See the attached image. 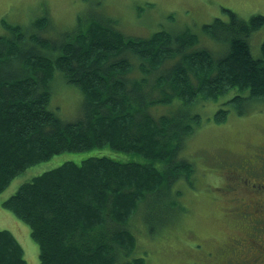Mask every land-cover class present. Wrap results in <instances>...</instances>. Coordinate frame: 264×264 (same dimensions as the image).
<instances>
[{"label": "trees", "instance_id": "obj_1", "mask_svg": "<svg viewBox=\"0 0 264 264\" xmlns=\"http://www.w3.org/2000/svg\"><path fill=\"white\" fill-rule=\"evenodd\" d=\"M223 11L228 20L216 18L203 26L208 37L228 46L222 57L191 28L127 36L116 19L95 13L80 18L76 29L56 42L2 20L0 194L27 169L57 155L109 148L119 159L135 156L130 162L95 155L66 161L23 183L2 203L30 227L40 264H145L130 221L142 204L178 207L183 193L175 186L181 180L195 188L197 165L183 153L204 121L197 109L222 102L214 114L222 124L229 114L226 106L264 103V42L259 58L251 49L264 16L245 20ZM57 73L83 93L75 121L66 122L50 109ZM253 146L260 151L249 159H221L228 181L223 191L234 200L239 195L241 203L254 183L264 184V142L249 147L250 152ZM247 172L259 179L245 184ZM255 205L242 207L238 221L250 220ZM263 233L258 223L247 237ZM0 264H27L9 230H0Z\"/></svg>", "mask_w": 264, "mask_h": 264}, {"label": "rangeland", "instance_id": "obj_2", "mask_svg": "<svg viewBox=\"0 0 264 264\" xmlns=\"http://www.w3.org/2000/svg\"><path fill=\"white\" fill-rule=\"evenodd\" d=\"M223 9L249 20L255 15L264 16V0H0V34H6L2 27V20L6 19L22 26L29 36L60 42L63 33L76 29L80 18L85 20L96 13L101 18L116 19L117 29L127 36L147 38L161 29L181 32L191 28L201 43H209L214 55L222 57L228 46L208 37L203 26L216 18L228 20ZM43 19L46 21L42 22ZM36 22H41L42 26L36 27ZM254 37L252 55L259 58L264 27ZM50 90V109L66 122L77 120L84 101L80 89L57 73ZM236 93L233 91L228 97ZM263 104L232 103L226 106L229 114L222 124L214 121V114L222 102L201 104L202 109H197L204 121L189 139L183 153V158L197 165L195 188L181 180L175 186L183 193L177 197L178 207L167 205L164 208V205L150 203L155 207L148 209L142 204L130 221V229L134 226L138 234L137 254L145 259V264H193L197 261L204 264L208 262L205 261V250L217 253L225 242L223 240L247 238L249 231L245 222L238 221L243 203L239 201V195L234 194V200L232 193H224L228 181L221 163L222 160L235 162L237 157L249 159L251 154L260 151L259 147L253 146L250 152L249 147L264 142ZM88 155L135 161V156L124 154L120 160L109 148L94 149L86 154L65 153L27 169L0 194V230L14 234L24 250L27 264H40L38 244L32 239L30 227L3 208L2 203L35 176L66 161L79 163ZM235 192H239L238 187Z\"/></svg>", "mask_w": 264, "mask_h": 264}, {"label": "flooded vegetation", "instance_id": "obj_3", "mask_svg": "<svg viewBox=\"0 0 264 264\" xmlns=\"http://www.w3.org/2000/svg\"><path fill=\"white\" fill-rule=\"evenodd\" d=\"M238 174L240 173H237L235 178L238 177ZM259 174L263 173L261 172ZM256 177H252L250 173L248 174L247 172L243 182L245 184H249L252 180L259 179V177ZM254 184H256L253 185L255 189L249 190V192H247V196H245L246 202L243 203V207L248 208L251 206V203L256 205L252 207L250 220L246 219V215H244L243 220L246 219L245 223L249 224L248 231L250 227L252 231L258 229V223H260V228L264 232V184H261V182L259 184ZM263 237L264 233L258 238H233V240L230 242L225 239L223 240L225 242H222V244L219 246L217 253L214 251H204V254L206 253L204 255L206 257L205 261H208L204 264H209L210 261H212L213 264H264ZM198 262L199 261L193 264H200Z\"/></svg>", "mask_w": 264, "mask_h": 264}]
</instances>
